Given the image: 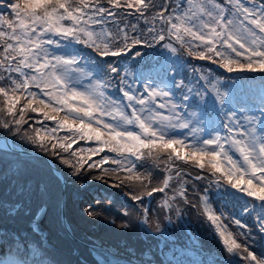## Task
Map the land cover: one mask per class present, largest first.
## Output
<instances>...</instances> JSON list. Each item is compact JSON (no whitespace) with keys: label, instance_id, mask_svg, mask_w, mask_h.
<instances>
[{"label":"snow or ice","instance_id":"obj_1","mask_svg":"<svg viewBox=\"0 0 264 264\" xmlns=\"http://www.w3.org/2000/svg\"><path fill=\"white\" fill-rule=\"evenodd\" d=\"M0 264H264V0H0Z\"/></svg>","mask_w":264,"mask_h":264},{"label":"trees","instance_id":"obj_2","mask_svg":"<svg viewBox=\"0 0 264 264\" xmlns=\"http://www.w3.org/2000/svg\"><path fill=\"white\" fill-rule=\"evenodd\" d=\"M200 64H203V65L207 66L206 63H201V62H200ZM188 219L192 222V224H193V228H194V230H195V229L197 228L195 214L190 212V213L188 214Z\"/></svg>","mask_w":264,"mask_h":264},{"label":"rangeland","instance_id":"obj_3","mask_svg":"<svg viewBox=\"0 0 264 264\" xmlns=\"http://www.w3.org/2000/svg\"><path fill=\"white\" fill-rule=\"evenodd\" d=\"M200 62H201V63H206V64H208V62H205V61H199V63H200ZM212 67L215 68L216 66L213 65ZM221 71H222V70H221Z\"/></svg>","mask_w":264,"mask_h":264}]
</instances>
